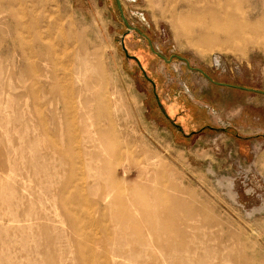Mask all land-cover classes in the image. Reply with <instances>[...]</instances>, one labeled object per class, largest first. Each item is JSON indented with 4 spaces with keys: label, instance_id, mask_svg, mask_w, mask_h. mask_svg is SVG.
<instances>
[{
    "label": "rangeland",
    "instance_id": "rangeland-1",
    "mask_svg": "<svg viewBox=\"0 0 264 264\" xmlns=\"http://www.w3.org/2000/svg\"><path fill=\"white\" fill-rule=\"evenodd\" d=\"M120 4L0 0V264H264V0Z\"/></svg>",
    "mask_w": 264,
    "mask_h": 264
},
{
    "label": "crops",
    "instance_id": "crops-1",
    "mask_svg": "<svg viewBox=\"0 0 264 264\" xmlns=\"http://www.w3.org/2000/svg\"><path fill=\"white\" fill-rule=\"evenodd\" d=\"M185 62L187 63V60ZM186 66H187V64H186ZM193 70L187 66L186 71L182 72L181 75L179 73H177L178 80L180 79V76H189L190 78H192L193 75H192L191 71H193ZM193 72H194V74H200L198 72L197 68H195V70ZM194 76H196V75H194ZM202 76L205 77L204 75H202ZM209 82L212 85H214V84L217 85L216 83H214L210 80H209ZM178 83H180V81ZM183 83H184L183 88H185V89L182 88V85L178 86V88H176L177 93L175 92L176 96H173L172 99L165 97V98H161L159 100L157 94H154L155 104L157 106L158 113L160 115L162 114L161 115L162 118L169 121L171 126L176 127L178 129V131L181 132L183 135H189V133L195 132L196 128L201 124L203 126L208 125L210 127H216V126H214V124H215V123H213L214 121H210V119L208 118L209 113L208 112L202 113L203 109L201 108V106H202L201 103H198L195 100L190 99V94L188 93V91H189L188 85L190 84L192 86L191 82L189 81V83H188L187 80H185V82H183ZM218 86H220V85H218ZM228 87H233V86H220V87H218L217 90L218 91L224 90V89H227ZM192 88H194V87H192ZM233 88H236V87H233ZM161 92L163 94L167 93L168 87L167 86H165V88L161 87ZM198 92H200V91H198ZM221 125L222 126L219 127L220 129H226L227 128V129L236 130L235 119H226L225 118L224 122Z\"/></svg>",
    "mask_w": 264,
    "mask_h": 264
},
{
    "label": "water",
    "instance_id": "water-1",
    "mask_svg": "<svg viewBox=\"0 0 264 264\" xmlns=\"http://www.w3.org/2000/svg\"><path fill=\"white\" fill-rule=\"evenodd\" d=\"M115 3H116V6H117V10L119 12V16H120V19L122 20V22L124 23V25L126 26L127 29H135L134 27H132L128 21L126 20L125 16H124V13H123V9L121 7V4H120V0H114ZM122 49L124 50V52L126 51L124 46L122 45ZM155 54L157 56H159L160 58H162L164 61L168 62L172 57H176L177 59L179 60H183V61H186V59L184 57H181V56H175V55H172L170 57V59H166L164 56L160 55L159 53H156ZM198 70V69H197ZM200 73H202V75H204L206 78H208L210 81L218 84V85H221V86H233V87H239L241 89H244V90H251V91H258V90H254V89H251V88H246V87H240V86H234V85H229V84H226V83H223V82H215L213 81L212 79H210L205 73H203L200 69L198 70Z\"/></svg>",
    "mask_w": 264,
    "mask_h": 264
},
{
    "label": "bare ground",
    "instance_id": "bare-ground-1",
    "mask_svg": "<svg viewBox=\"0 0 264 264\" xmlns=\"http://www.w3.org/2000/svg\"><path fill=\"white\" fill-rule=\"evenodd\" d=\"M182 61H183V60H182ZM184 62H185V61H184ZM187 66H188L190 69H192V70L195 69V68L190 67L188 63H187ZM198 72H199V71H198ZM207 79H208V78H207ZM208 80H209V79H208Z\"/></svg>",
    "mask_w": 264,
    "mask_h": 264
}]
</instances>
